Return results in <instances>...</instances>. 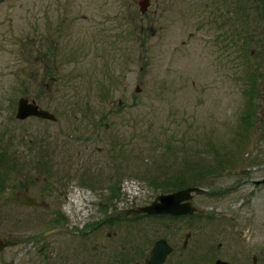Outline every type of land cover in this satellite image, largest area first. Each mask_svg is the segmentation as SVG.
I'll use <instances>...</instances> for the list:
<instances>
[{
  "label": "rangeland",
  "instance_id": "1",
  "mask_svg": "<svg viewBox=\"0 0 264 264\" xmlns=\"http://www.w3.org/2000/svg\"><path fill=\"white\" fill-rule=\"evenodd\" d=\"M159 1L153 23L124 0L0 3V240L15 242L0 264H116L138 222L115 213L191 186L199 206L233 212L237 243L244 230L264 264L263 0H219L254 35L236 34L231 55L211 45L228 20L208 23L213 0ZM21 98L56 119L18 118Z\"/></svg>",
  "mask_w": 264,
  "mask_h": 264
},
{
  "label": "flooded vegetation",
  "instance_id": "2",
  "mask_svg": "<svg viewBox=\"0 0 264 264\" xmlns=\"http://www.w3.org/2000/svg\"><path fill=\"white\" fill-rule=\"evenodd\" d=\"M124 1L128 14L130 13L129 15L134 19L133 21L137 19L139 22H158V20L164 18L163 14L167 8L163 5L164 3L159 0H155V10L152 8V0H135L139 12H131L132 3L126 0ZM185 1L186 0H183V12L187 11ZM236 2L237 1H228V4H220L219 0H213V9L209 14L210 19L207 20L209 21L208 23H212L215 19H219L220 13L223 11L227 12L228 20H226V28L220 31L217 30L216 35L211 39V45L214 50L229 55L232 54V51L236 52L237 46L235 42H237V35L243 34L245 37H248L247 39L250 38L251 40H253L254 37V35H249L252 29L249 31V18H246L247 15L244 21L240 20L235 22L236 16L233 17V12L236 11ZM262 4V11H264V0ZM128 14H126L127 18L129 17ZM239 25H241L240 28H238ZM236 28L239 31L236 30ZM140 32H142V28ZM261 119L264 121V117ZM205 193L206 192H192L189 194L190 198H184L181 202L182 206L183 204L186 205L184 208L193 210V212L179 215L136 212V209L139 207L134 209L131 208L126 212H120L118 210V212L115 213L116 216H113L115 221L122 223L124 220L131 219L132 222L138 223L137 226L134 224L135 232L132 240L129 239L131 241H126L124 239L118 240L116 264H252V262H255L257 259L256 257L253 261L247 258L250 255L248 252L251 248L243 239L246 237L244 230H240L239 233L238 238L241 239L240 244L236 241L237 238L234 233L236 223L231 219L233 212H228V208H223L221 206L216 208L199 206L201 200L199 197H203ZM215 211L218 212L216 213ZM140 220H154L155 225L142 222V224L148 225L144 226L142 229V227L139 228L142 226ZM102 222L105 224L107 223V221L104 220H102ZM97 225H99V228L101 227L99 223ZM92 229L91 227L89 230V237H92ZM115 234H117V232H115ZM126 236L129 238V235ZM91 240H89L88 244L85 243L86 250H84V252H91V247L93 246ZM88 247H90V249ZM39 248V252L44 254L46 246L42 245ZM150 251H153V253L150 255L149 259L146 260L147 253ZM104 252L106 253V249ZM51 254L52 251L46 253L47 259H51Z\"/></svg>",
  "mask_w": 264,
  "mask_h": 264
},
{
  "label": "water",
  "instance_id": "3",
  "mask_svg": "<svg viewBox=\"0 0 264 264\" xmlns=\"http://www.w3.org/2000/svg\"><path fill=\"white\" fill-rule=\"evenodd\" d=\"M3 2V0H0V3ZM137 91H139L138 88H136ZM18 112L15 114L20 119H25L30 116H36L44 119H49L54 121L56 119L55 115L50 113L47 110H44L40 108L35 101L28 103L27 98H21L18 101ZM256 184H263L264 185V178L258 181H255ZM204 188L202 187H189L184 188L181 190H178L173 193L168 194H160L156 197L153 202H151L149 205L139 207L136 209V212L141 213H148V214H171V215H179L182 213H188L193 212V210H189L187 208H184L186 205L181 204L182 200L184 198H190V193L196 192V193H202L204 192ZM17 201L26 207H35L39 206L40 200L39 198L32 197L31 195L25 193V192H19L17 196ZM13 242L10 240H0V252L3 251L7 247L13 246ZM153 253V251H150L147 253L146 260L149 259L150 255ZM162 261V260H161ZM160 263V262H159ZM10 264V263H6ZM218 264H224V263H218Z\"/></svg>",
  "mask_w": 264,
  "mask_h": 264
},
{
  "label": "trees",
  "instance_id": "4",
  "mask_svg": "<svg viewBox=\"0 0 264 264\" xmlns=\"http://www.w3.org/2000/svg\"><path fill=\"white\" fill-rule=\"evenodd\" d=\"M3 159H0V168H3V166H4V164H3ZM6 173V168L4 167V170L3 171H0V187H3V185H4V181H3V178H1V177H3L4 176V174ZM4 179H5V177H4Z\"/></svg>",
  "mask_w": 264,
  "mask_h": 264
}]
</instances>
